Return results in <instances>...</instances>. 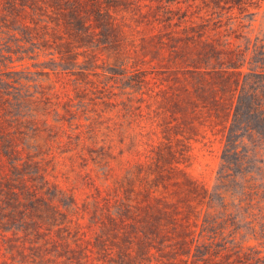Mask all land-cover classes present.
Returning <instances> with one entry per match:
<instances>
[{
    "label": "rangeland",
    "instance_id": "374dc122",
    "mask_svg": "<svg viewBox=\"0 0 264 264\" xmlns=\"http://www.w3.org/2000/svg\"><path fill=\"white\" fill-rule=\"evenodd\" d=\"M264 0H0V264H263Z\"/></svg>",
    "mask_w": 264,
    "mask_h": 264
},
{
    "label": "trees",
    "instance_id": "16d2710c",
    "mask_svg": "<svg viewBox=\"0 0 264 264\" xmlns=\"http://www.w3.org/2000/svg\"><path fill=\"white\" fill-rule=\"evenodd\" d=\"M263 264H264V261H263Z\"/></svg>",
    "mask_w": 264,
    "mask_h": 264
}]
</instances>
